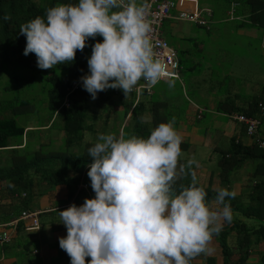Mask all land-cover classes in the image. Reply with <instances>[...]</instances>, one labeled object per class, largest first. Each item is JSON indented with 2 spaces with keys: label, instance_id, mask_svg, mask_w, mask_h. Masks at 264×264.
Masks as SVG:
<instances>
[{
  "label": "clouds",
  "instance_id": "clouds-1",
  "mask_svg": "<svg viewBox=\"0 0 264 264\" xmlns=\"http://www.w3.org/2000/svg\"><path fill=\"white\" fill-rule=\"evenodd\" d=\"M150 32L135 0L59 3L19 31L26 37L24 55L34 53L40 69L74 61L88 38L103 37L92 46L89 74L81 77L92 99L107 89H122L126 97L160 82L165 68ZM182 139L172 122L160 123L147 138L98 135L88 149L95 197L59 211L67 229L59 246L71 264H86V257L88 264H191L213 251L214 235L233 219L225 199L236 192L220 188L210 204L191 173L192 184L174 194L176 180L199 167L195 159L180 163Z\"/></svg>",
  "mask_w": 264,
  "mask_h": 264
},
{
  "label": "crops",
  "instance_id": "crops-1",
  "mask_svg": "<svg viewBox=\"0 0 264 264\" xmlns=\"http://www.w3.org/2000/svg\"><path fill=\"white\" fill-rule=\"evenodd\" d=\"M173 1L176 4L170 10L171 14H174L177 10L208 8L210 15L207 18L209 22L207 28L209 29L206 28L207 31L205 30V32L216 29V31L219 30L224 33L226 30L225 24H228L236 34L235 39H230L237 43L238 47L243 46L249 40H258L256 44L257 51L264 58V55H262V52H264V30L252 25L248 21L246 13L235 16L233 14L236 6L235 2L229 3L228 7L225 5L227 8L224 9V12L220 11V15L217 13L218 17L215 18L214 11L209 6H201L199 0ZM220 1L222 0H218V2ZM127 2L128 0H125V3ZM144 2L145 0H135L136 5L141 7ZM214 24L216 27H214ZM193 26L196 27L191 22L170 16L161 22L160 37L161 35L172 36L171 43H167L162 39L172 46L176 53L179 50L187 55L189 52L194 51L192 46L196 45L191 37ZM212 35H208L210 38L207 39V42L213 40ZM173 37H175V40ZM242 37L247 38V41H240ZM94 40L101 41L103 37L96 36ZM224 42L225 40H222L223 45ZM209 54V61H213V63L209 62L203 71H205V77L208 74L212 75L213 71L220 76L219 80H215V82L213 80L215 84L210 79L202 77L200 74L202 71H197L192 78L190 75H184L182 78L179 73L178 79H161L150 90L144 88L146 94L142 97L139 92L137 98H145L146 100L149 96L150 99L155 101H164L166 109L163 108L162 112L167 113L165 123L172 122L174 128L183 138L180 163L186 164L189 159H195L199 165V167L193 165L191 172L184 175V179L188 178L192 182L191 173H194L196 184L202 187L214 192H217L220 188L236 192L234 198H228V205L231 207L233 214L232 222H225L219 234L214 235L211 245L213 251L209 254H201L191 264H236L237 260L243 256V252L245 253L246 264H260L262 258H264V239H260V232L257 228L261 225L264 227V175L254 172V169L256 170L254 166L256 158L254 157L257 156L258 152L256 149H249L252 146H258L255 138L264 140V118L261 122L263 125L259 124L256 135L254 137L247 136L244 133L243 124L229 119L227 114L231 112L218 111L217 104L222 99L232 98L235 105L248 108L251 100H258L260 96L264 95L261 91V86L264 84L259 86L258 83H255L247 88H238L235 84H230L231 78H241L238 77L236 71L238 63L233 62L235 54L228 53L218 46L214 52H209ZM193 59L191 57L190 61ZM222 61H228V63L222 65ZM247 77L251 78V75L242 76V78ZM140 83L143 84L144 81L141 80ZM163 89L167 92L165 93ZM119 90L114 89L112 94L115 96L116 101L111 106L118 108V115L120 116L123 110V102L127 101L128 97L121 96ZM171 91L175 93L169 95ZM132 93L135 95V90ZM136 101L137 99L134 96L131 106ZM257 104L260 111L261 105L260 103ZM158 106L163 107L159 104ZM129 113L130 111L127 112L124 120L121 122L118 120V123H116V126L119 125L117 134L115 133L117 136L120 134L126 136L122 127L128 123ZM142 115V120L149 123L151 111H144ZM259 115H262L261 112ZM49 123L38 127L37 131L39 133L45 131ZM33 125L26 124L24 130L35 127ZM58 132L59 134L54 136L56 137L53 138L54 140L47 138L44 142L40 137L37 142L47 143L49 139L54 142L56 139L63 138V131L58 130ZM23 140L24 137H22L21 144L18 147L22 146ZM235 145L239 149H236L232 154L230 151ZM243 148H245L244 151L241 150ZM250 152L256 153V156H250ZM213 153L217 155L216 168L212 167L210 161ZM222 153L223 157L229 159L230 162L235 160L236 165L225 168L220 166L218 161ZM246 162H252V165L246 164ZM31 181L32 185L29 189L11 191L6 188V181L0 179V234L4 231L8 236L6 241L0 243V264H71L70 257L59 246V239L67 235V229L61 221L59 211L66 210L73 204L81 206L84 201L78 199L80 192H83L89 199L95 197L94 193L91 194L88 184H86L87 188L79 186V183H84L81 178L73 191H70V187L63 183L48 185L39 175L31 176ZM240 198H245V202L236 203ZM214 200L212 198L206 202L212 204ZM242 204L247 206L241 208L240 205ZM21 210L38 211L37 228L29 230L24 228L27 222L19 218ZM234 211H238L237 214H234ZM246 220L250 222L252 227L240 237L241 232L238 231L239 229L241 231L242 228L239 227H243L244 222L247 223ZM235 223L236 231L233 229ZM86 264H88V261H86Z\"/></svg>",
  "mask_w": 264,
  "mask_h": 264
},
{
  "label": "trees",
  "instance_id": "trees-1",
  "mask_svg": "<svg viewBox=\"0 0 264 264\" xmlns=\"http://www.w3.org/2000/svg\"><path fill=\"white\" fill-rule=\"evenodd\" d=\"M222 1L227 7L229 3L235 2L236 6L233 11L235 16L246 13L248 21L252 25L264 30V0ZM59 3L75 4L78 3V0H0V151L9 152L7 164L0 165V179L6 181V188L11 191L26 190L32 185L31 176L39 175L48 185L63 183L70 187V191H73L81 178L84 183L88 184L93 195L94 191L87 175L89 166L93 162L88 149L96 142L87 143L79 153L69 152L68 149L79 141L80 133L85 128L91 129L93 120L97 117H101L102 123L107 122L108 113L101 116L102 113L98 112L101 108L108 107L105 103L114 93V89L98 92L96 99H92L91 94L84 89L81 79L89 74L88 58L91 56L92 46L97 41L94 38H88L85 49L77 50L75 60L72 62L58 64L50 69H40L37 66V57L34 53L24 55L26 37L19 33L22 24L37 16L45 17L46 10ZM5 16L9 19H5ZM208 23L206 26L195 25L206 30ZM76 80H79L76 88L66 96L67 105H61L66 89L70 87L72 81ZM35 82L40 85L43 99L38 104L39 107L32 111V108L29 107L32 101L29 103L26 98L19 97V94ZM261 89L264 94V85L261 86ZM119 92L121 96L125 97L123 90L120 89ZM140 94L143 97L146 94L145 90L142 89ZM134 96L132 92L127 95L128 100L123 102V110L121 115H118L119 122L124 120L127 112L130 111L127 117L128 123L122 127L126 135L125 138L131 136L147 138L151 130L160 123H165L167 113L162 112L163 108L166 109L164 101H155L148 96L146 100L137 98V101L131 106ZM257 103L264 107V95L260 96L258 100H251L248 108L235 105L232 98H225L218 102L217 110L256 117L259 118L261 124L264 116L259 115ZM158 104L163 107H159ZM90 107L91 110H89ZM263 107L262 109H264ZM147 110L151 111L149 123L142 120V114ZM41 112L43 113L41 114ZM28 116L33 118L35 127L45 126L50 122L45 131H49L54 126L57 130L63 131V149L48 148L43 150V148L49 147L48 144L51 142L49 139V143H38L37 148L32 151V156L28 157L26 153H21L28 146L27 133L32 129L24 130L26 124L23 125L18 120L26 121ZM116 127L114 126L112 131L117 134L119 125ZM22 137H24L22 146L18 147ZM236 149L239 147L235 145L230 153L234 154ZM244 149L241 150L244 151ZM252 149H256L258 152L257 156L256 153L250 152V156H256L254 157L256 158L254 172L264 175V149L252 146L249 150ZM232 156L234 157V155ZM218 162L224 168L236 165L235 160H232L234 162L232 163L229 159H225L223 153ZM191 184L192 182L188 178L184 179V176L178 178L173 185L174 194H179ZM197 186L202 187L198 184ZM203 188L207 192L206 201L215 199L217 192ZM228 202L229 199L226 198L225 203L229 204ZM257 229L260 232V239H264L263 225ZM244 255L243 252V256L237 260L236 264H246ZM90 259V257H86V261H90ZM260 264H264V258Z\"/></svg>",
  "mask_w": 264,
  "mask_h": 264
},
{
  "label": "rangeland",
  "instance_id": "rangeland-1",
  "mask_svg": "<svg viewBox=\"0 0 264 264\" xmlns=\"http://www.w3.org/2000/svg\"><path fill=\"white\" fill-rule=\"evenodd\" d=\"M199 4L201 6L202 5L209 6L214 11L215 18L218 17L217 13L219 14L220 11L223 13L225 9V3L223 1L218 2V0H199ZM178 23H184V22H178ZM214 27H216L215 24H214ZM225 27H226V30L224 31V33H221L219 30L216 31V29L205 32L204 28L202 27H194V26L192 27L191 37L194 39L196 43V45L192 46L194 51H192V53L189 52L187 55H184V53L180 52L179 50L177 51V57L179 59V73L182 76V78L184 75H188V76L190 75L192 78L193 75L196 74L197 71H202L200 72L202 77H204L205 79H210L212 83H214L215 80H219L220 76H218V74L215 71L212 72V75L208 74V76L206 77H205V71H203L204 67L209 62L213 63V61H209V55H210L209 52H214L216 47L218 46L222 48V50H226L228 53L235 54V58L233 59V62L238 63V66L236 67V71L239 75L238 77H241V78H238V79L231 78L229 82L230 84L232 85L235 84V86L238 88H241V87L247 88L248 86L251 87L252 84L254 85L255 83H258L259 86L261 84H264V58L261 57L260 52L257 51L256 44L258 40H249L243 46L240 45L238 47L237 46L238 44L231 40V39H235V36H236L234 31L232 30V27H230V25L228 26V24H225ZM212 32L214 33L213 35H212ZM208 35H212L213 37V40H211L210 42H207V39L210 38V36L208 37ZM171 37L169 35H165V36L161 35V38H163L167 43L168 42L171 43L172 41ZM228 38L229 39L231 38V39L227 40ZM173 39L175 40V37H173ZM222 40H225L224 45L222 44ZM226 40L228 41L227 42L228 44L226 43ZM240 41L246 42L247 38L242 37ZM262 55H264V52H262ZM191 57L192 59L193 58L194 59L190 61ZM227 63L228 61H222L221 64L225 65ZM188 71H192V72H188ZM249 74L251 75V78L250 77L242 78V76L249 75ZM195 78H196V75H195ZM238 84L240 85V87L238 86ZM30 86L31 87H27L25 91L20 93L19 97L26 98L29 101V103L32 101V104L29 107L32 108V111H33L39 107L38 104L42 102L43 98H42V93L40 91V85L38 83L36 82L32 83L30 84ZM163 91H165V93L167 92V90L165 89H163ZM174 93H175L174 91H171L169 95H173ZM114 101H116L115 96L111 94L108 101L105 103L108 105V107L101 108V110L98 112L99 114L102 113L101 116L108 112L109 116L107 117V122L102 123L100 119L101 117H97L95 120H93V125H91L92 126L91 129L85 128L80 133L79 141L69 147L68 149L69 152L79 153V151H81L84 145H86L87 143L97 142V137L99 134H102V133L108 134V133L115 132V131H112V128H114V126L116 127L115 123H118V120L120 119L117 113L118 108L114 107L113 105L110 106V104L115 103ZM89 110H91V107ZM42 113L43 112H41V114ZM18 121L21 122L23 125L24 124H34L33 118L30 116L27 117L26 121H22V120H18ZM31 129L32 131L27 133L28 146L21 151V153H26L28 157L32 156V151L34 150V148H37L36 143H38L37 142L38 138L41 137V139H43L45 142L47 138H51L52 140H54L53 138H56L54 136L59 134L55 126L52 127L49 131H43L41 133L37 131L39 129L38 127H33ZM52 140L50 144H48L49 147L47 148L45 147L43 148V150H46L48 148H52L55 150L63 149V139L62 138L56 139V141L54 142ZM8 157H9V152L0 151V165H6L8 161ZM216 159H217V155L213 153L212 157H210L211 165L213 168H216L217 166ZM246 164L252 165V162H246ZM85 198H88V197L83 192H80L78 194V199L80 201H85ZM240 202L244 203L245 198H240L239 200H237L236 203H240ZM240 206L241 208H243V206H247V205L242 204ZM237 212L238 211H234V214H237ZM244 224L245 225L243 227H239V228H242L241 231L240 229L238 231V232H241L239 234L240 237L242 236L244 232H247L252 227L249 221H247V223L244 222ZM233 229H235L236 231L237 229L236 223Z\"/></svg>",
  "mask_w": 264,
  "mask_h": 264
},
{
  "label": "built area",
  "instance_id": "built-area-1",
  "mask_svg": "<svg viewBox=\"0 0 264 264\" xmlns=\"http://www.w3.org/2000/svg\"><path fill=\"white\" fill-rule=\"evenodd\" d=\"M180 1V0H179ZM176 3L173 0H145L142 6L145 9V19L150 24L151 32L149 37L153 45V52L155 58L159 59L165 68V75L161 79L179 78V65L177 59V53L175 49L168 45L160 37V25L161 22L168 17L184 20L197 25H207V18L210 15L208 8H195L193 10H177L174 14L170 13V10ZM264 46V43H263ZM79 80L72 81L70 87L66 89L64 98L61 105L66 106V96L76 88ZM145 83V82H144ZM143 83V84H144ZM145 90H148L145 88ZM137 91H135V99H137ZM261 114H264V110L260 106ZM229 119L240 122L244 126V133L247 136L254 137L256 135L260 121L256 117L246 116L242 113L231 112L227 114ZM257 145L264 149V140L255 138ZM82 188H87L86 183H79ZM37 210H21L19 218L27 222L24 226L25 229H35L38 227ZM8 239L6 232H1L0 243Z\"/></svg>",
  "mask_w": 264,
  "mask_h": 264
}]
</instances>
